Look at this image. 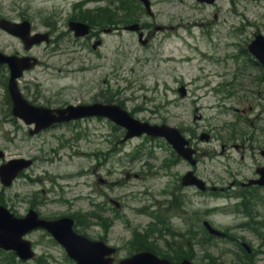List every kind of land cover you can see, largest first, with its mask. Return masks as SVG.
<instances>
[{
  "label": "rangeland",
  "instance_id": "rangeland-1",
  "mask_svg": "<svg viewBox=\"0 0 264 264\" xmlns=\"http://www.w3.org/2000/svg\"><path fill=\"white\" fill-rule=\"evenodd\" d=\"M80 1L0 0V17L29 19L38 32H62L67 29L68 19L78 12ZM151 3L156 13L154 22L164 29L151 30L149 46L141 45L131 33H118L103 35L104 43L95 51L58 38L59 33L51 43L32 49L31 54L42 64L26 74L19 85L33 89L40 83L47 97L72 102L81 97L83 90L91 91L93 86L105 90L110 85L133 116L150 124L181 128L199 149V176L209 184L227 186L232 173L248 175L254 165L248 154L242 158L233 143H239L243 126L247 132L248 125L253 129L255 122H244L243 118L252 119L258 111H248L250 103L241 98L240 84L250 80L254 83L253 77L261 69L244 49L254 34H264V0H215L211 5L196 0ZM84 5L104 6L105 1L87 0ZM0 51L25 52L19 39L3 31ZM7 76L0 66V150L4 151V161L23 157L32 159L33 164L11 186L0 183V204L16 215H24L30 206L47 217L73 214L81 232L91 238L106 236L110 244L119 247L118 257L125 256L138 231L145 232L150 223L158 226L147 215L148 210L161 215L159 204L168 198L163 194L166 176L161 168L168 153L164 140H146L143 136L125 144L121 141L123 134L99 122L70 123L31 136L33 126L13 118L8 111L4 85ZM181 86L187 90L185 97L179 92ZM195 108L201 119L194 120ZM232 128L236 132L230 142L227 137ZM202 132L210 134L209 142L199 140ZM223 145L226 150L221 153ZM229 146L232 149H227ZM171 169L181 174L189 166L181 162ZM168 184L174 187L171 179ZM182 190L181 210L188 216L197 214L198 220L193 219L197 227L202 219H208L228 235L227 239L206 240L198 232L196 239H185L197 255L196 261L264 264V237L252 224L238 226L243 221L237 216L235 199L226 198L222 192L194 196L190 189ZM261 193L264 195V190ZM109 198L118 200L122 207L116 209ZM103 202L114 210L105 215L110 218V227L96 224L93 218L87 220L84 214L95 210L93 203ZM258 211L264 213V204ZM171 226L182 228L183 222L171 218ZM28 238L37 258L42 259L26 264H71L63 248L50 242L45 232H32ZM240 241L259 249L248 261L240 260L244 257L235 246ZM11 263V257L0 250V264Z\"/></svg>",
  "mask_w": 264,
  "mask_h": 264
},
{
  "label": "water",
  "instance_id": "water-1",
  "mask_svg": "<svg viewBox=\"0 0 264 264\" xmlns=\"http://www.w3.org/2000/svg\"><path fill=\"white\" fill-rule=\"evenodd\" d=\"M147 5V0H143ZM0 27L13 33H19L18 28L21 24L13 23L6 19H0ZM249 49L264 63V37L257 35L256 39L249 44ZM8 62L11 67V83L14 78L20 75L21 69L26 64L25 58H16L14 56H4L0 53V63ZM13 93V99L16 107H19L16 113L24 117L27 122L34 119L42 122L37 125L36 130L47 127L55 119L49 116L47 111L41 113L39 111L22 109L24 104L19 96L18 91L14 88V84L10 85ZM182 94L185 93L181 89ZM117 118L120 119L124 126L128 129V135H136L141 132H147L152 135H164L173 144V146L185 157L190 155V150L184 148L186 140L181 136L180 131L168 126H150L147 123H139L132 119L125 112L118 108ZM60 118H58L59 120ZM2 152L0 151V157ZM30 162L23 159H14L0 167V179L5 185H9L17 173ZM73 221L69 217H63L57 220H44L37 217L35 211H30L24 217H14L5 207L0 206V247L4 249H13L16 254L23 260L34 256L31 249V242L23 238L27 232L37 227L46 228L52 235L64 246L68 255L76 260L77 264H112L110 255L113 249L107 247L102 241H91L86 237L76 234L72 230ZM212 230V229H211ZM117 264H166L165 260L158 259L149 252L139 253L130 258L123 259ZM191 264V263H190Z\"/></svg>",
  "mask_w": 264,
  "mask_h": 264
},
{
  "label": "flooded vegetation",
  "instance_id": "flooded-vegetation-1",
  "mask_svg": "<svg viewBox=\"0 0 264 264\" xmlns=\"http://www.w3.org/2000/svg\"><path fill=\"white\" fill-rule=\"evenodd\" d=\"M154 16V15H153ZM152 16V18H153ZM92 22L91 24V31L89 35L81 38L80 40L84 41V43H91L95 40L100 39V34L102 31H105L106 29L109 28H97L96 23L94 22V19H90ZM143 23H140L141 29L144 31V36L149 37V28L151 24L147 21H144L141 19ZM118 26L115 27L117 29ZM117 32L119 30H116ZM69 34V33H68ZM148 39V38H147ZM246 77V76H245ZM243 77L242 79H244ZM255 80L254 83L249 81L248 84H245V82L241 81L240 84V92L242 93L241 98L244 100H249L251 103H255L257 105V114L255 116V123L257 125V128H255L254 135H244L242 139L239 141V145H234V147L238 148L242 153H246L249 155V157L252 159V162L254 164V172L252 175H245V174H239L234 177V186L232 189L238 191L240 193H247L250 190L256 189V190H262L264 189V186H260L257 184H252V185H244V183L248 182L252 178L257 177V171L261 168L264 167V71L259 72V75L257 77H253ZM96 87H92L91 91H83L81 98L74 103V105H80V106H87V105H92L95 103H105V104H111V103H116L117 99L116 96L117 94L114 93L112 90H109L107 92H102V91H96ZM23 92L25 96L29 98V100L37 105H46L48 107H51L53 109L56 108H62L70 102L62 100V99H54L52 98L46 99L44 96L40 95L39 93L32 92V91H26L23 88ZM249 94V97L248 95ZM85 122V123H91V122H99V123H105V124H111V121L105 117H100V116H85L81 119L74 120L72 122ZM257 155H259V158H257ZM243 156V155H242ZM164 167L170 168L171 165L169 163L165 162ZM195 172V171H194ZM182 175H180V180H181ZM189 189L193 190V194L197 195L199 193L198 189L194 186H190ZM213 189L208 188L205 191L201 193H208L209 191H212ZM170 198L172 201H174L177 198V195H170ZM171 201L169 203V206L171 207ZM169 217L168 221H171V218H178L183 222V231H178V230H172V232L176 235H169L168 240H164V243L170 252L171 256H168L173 264H181L182 260L184 258H181L179 256L175 255V252L181 247V243L178 242V239H180V236H187L195 234L197 229L194 227L195 222L192 214L190 216H185L188 218L190 221L186 220V218L181 219L182 216L179 215V213L175 214L173 213L172 215H167ZM173 229V227L171 226ZM190 256L192 258L195 257V253H191Z\"/></svg>",
  "mask_w": 264,
  "mask_h": 264
},
{
  "label": "trees",
  "instance_id": "trees-1",
  "mask_svg": "<svg viewBox=\"0 0 264 264\" xmlns=\"http://www.w3.org/2000/svg\"><path fill=\"white\" fill-rule=\"evenodd\" d=\"M119 4L121 7H126L127 5H132V4H135L134 0H119ZM134 8L135 6H131V8ZM136 9V8H135ZM136 14V11H132V12H126L125 15H124V18L126 19H131L134 15ZM10 257H11V260H13L14 258V254L12 252L9 253ZM13 262V261H11Z\"/></svg>",
  "mask_w": 264,
  "mask_h": 264
}]
</instances>
